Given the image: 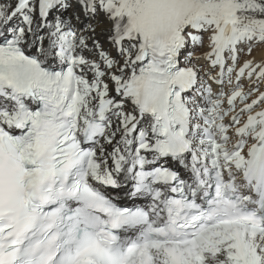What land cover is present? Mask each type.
<instances>
[{
	"label": "snow or ice",
	"instance_id": "1",
	"mask_svg": "<svg viewBox=\"0 0 264 264\" xmlns=\"http://www.w3.org/2000/svg\"><path fill=\"white\" fill-rule=\"evenodd\" d=\"M0 264H264V0H0Z\"/></svg>",
	"mask_w": 264,
	"mask_h": 264
}]
</instances>
